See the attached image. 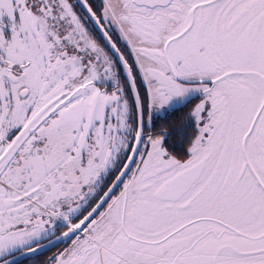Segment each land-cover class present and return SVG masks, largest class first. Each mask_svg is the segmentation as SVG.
Instances as JSON below:
<instances>
[{
  "label": "snow or ice",
  "instance_id": "6c2138e0",
  "mask_svg": "<svg viewBox=\"0 0 264 264\" xmlns=\"http://www.w3.org/2000/svg\"><path fill=\"white\" fill-rule=\"evenodd\" d=\"M0 264H264V0H0Z\"/></svg>",
  "mask_w": 264,
  "mask_h": 264
}]
</instances>
